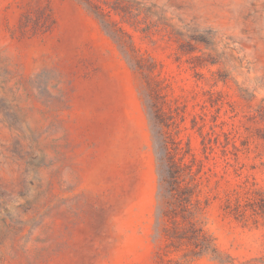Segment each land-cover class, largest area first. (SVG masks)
<instances>
[{"label":"rangeland","instance_id":"rangeland-1","mask_svg":"<svg viewBox=\"0 0 264 264\" xmlns=\"http://www.w3.org/2000/svg\"><path fill=\"white\" fill-rule=\"evenodd\" d=\"M0 264H264V0H0Z\"/></svg>","mask_w":264,"mask_h":264},{"label":"trees","instance_id":"trees-1","mask_svg":"<svg viewBox=\"0 0 264 264\" xmlns=\"http://www.w3.org/2000/svg\"><path fill=\"white\" fill-rule=\"evenodd\" d=\"M162 182L163 183L168 182V184L171 186L170 180L168 179V181H167V179L165 177L162 178ZM167 190L168 189H166L165 192H167ZM169 191L172 192L171 189ZM164 194L165 193H162L161 195L164 196ZM195 231L197 233V240H198L197 244H198L199 248L201 249V251L208 250L210 247V241H209V237L207 236V234L201 228H198V229L196 228ZM174 236H177L179 238H186V235H179L178 233H176V235H174Z\"/></svg>","mask_w":264,"mask_h":264}]
</instances>
